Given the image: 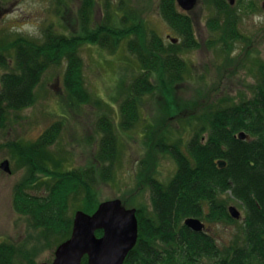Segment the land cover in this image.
Returning a JSON list of instances; mask_svg holds the SVG:
<instances>
[{
	"label": "trees",
	"instance_id": "16d2710c",
	"mask_svg": "<svg viewBox=\"0 0 264 264\" xmlns=\"http://www.w3.org/2000/svg\"><path fill=\"white\" fill-rule=\"evenodd\" d=\"M95 2L83 0L81 5L82 35L57 32L50 25L41 40L24 34L0 40V67L6 70L0 76V133L14 112L35 104L37 87L46 71L64 62L69 105L92 103L102 111L96 124L100 135L96 163L86 167H66L67 160L51 149L64 121L50 125L28 148L21 142L12 144L27 167L26 175L15 186L13 207L36 234L24 245L1 241L0 264H23V260L35 264L42 248L70 237L77 210L94 211L98 185L115 179L122 132L134 129L141 120L147 96L161 86L169 91L187 80L191 69L182 54L201 46L192 17L180 11L176 0H160L159 8L177 42L164 40L158 32L144 27L123 0L115 7L105 0V20L101 26H91ZM208 2L215 7L209 19L210 46H220L224 52L237 41L250 42L240 30V15L226 0ZM128 35L135 37L129 47L136 54L140 71L122 86L115 109L86 87L79 50L87 41L110 47L112 36L122 40ZM255 65L251 96L239 101L223 97L207 104L203 114L188 120L194 129L188 141H183L181 130L169 127L157 133L153 129L147 135L151 157H169L176 163V171L163 182L152 172L151 158L141 161L139 179L149 188L151 204L138 208L139 240L125 264H264V61L257 59ZM241 131L250 139L237 137ZM220 160L227 165L221 167ZM232 202L242 208L244 219L241 233L228 246L220 245L209 230L198 232L184 223L188 217L208 224L239 223L229 213ZM82 264H89L87 257Z\"/></svg>",
	"mask_w": 264,
	"mask_h": 264
},
{
	"label": "rangeland",
	"instance_id": "374dc122",
	"mask_svg": "<svg viewBox=\"0 0 264 264\" xmlns=\"http://www.w3.org/2000/svg\"><path fill=\"white\" fill-rule=\"evenodd\" d=\"M226 1L240 15V30L251 38L250 42L237 41L231 49L224 52L220 46H210L212 34L209 19L215 14V7L208 0H196L188 14L193 19L201 46L182 54L191 69L187 80L169 91L161 86L154 95L146 97L141 120L134 129L121 134V155L115 163V179L98 185V200L93 212L102 202L118 198L126 207L136 208L137 211L142 205L150 206L149 188H144L138 174L144 159L149 161L151 158L150 168L161 181L168 182L171 179L176 171V163L169 157L154 156L155 160L151 157L153 154L148 142L150 131L154 129L157 133L168 127L172 131L181 130L183 141L186 142L194 133L188 120L193 115L203 114L207 104L223 97L239 101L243 96H251L252 86L256 83L255 62L257 59L264 61V0ZM104 2L105 0H96L94 3L91 26H99L105 20ZM110 2L115 7L122 0ZM123 2L140 17L139 21L144 27L158 32L164 40H168L169 36H176L160 13V0ZM82 4L83 0H0V40H9L17 34L41 40L50 25L57 32L82 35ZM110 38L108 36L107 39ZM112 38L108 41L111 48L103 47L100 43L84 42L79 55L83 61L88 90L116 109L115 99L120 98L122 86L132 81L140 71V65L136 54L130 52L129 47L135 37L128 35L122 40H115L114 36ZM66 69V62L51 66L37 87L35 104L14 112L7 127L0 133V166L5 160H9L12 169V173H8L0 167V242L10 240L17 245H24L31 240L32 234H36L29 227L26 218L16 213L13 207L15 186L27 172L25 162L14 151L13 143L21 142L28 148L41 138L50 125L64 121L61 135L51 149L67 160L66 167H86L96 163L100 145L96 124L102 111L92 103L75 107L69 105L64 86ZM4 72L6 70L0 67V76ZM150 125L152 128L148 130ZM21 148L26 151L23 146ZM231 205L237 206L243 213L237 203L232 202L229 206ZM239 221L207 223V228L220 245L228 246L241 233L242 220ZM66 239L42 248L35 258V264H53L58 246ZM22 263L27 262L23 260Z\"/></svg>",
	"mask_w": 264,
	"mask_h": 264
},
{
	"label": "water",
	"instance_id": "95a60500",
	"mask_svg": "<svg viewBox=\"0 0 264 264\" xmlns=\"http://www.w3.org/2000/svg\"><path fill=\"white\" fill-rule=\"evenodd\" d=\"M178 1L185 10H191L196 4V0ZM238 137L250 139L245 131L240 132ZM218 164L221 167L227 165L224 160ZM1 168L12 172L9 160H5ZM229 212L235 219L242 218V212L235 205L229 207ZM185 224L198 232L206 228L198 217L187 218ZM98 230L103 231L102 235L97 234ZM138 240L137 209L126 207L119 198L108 200L102 202L93 213L82 209L76 211L71 236L58 246L53 264H82L86 256L89 264H125Z\"/></svg>",
	"mask_w": 264,
	"mask_h": 264
},
{
	"label": "flooded vegetation",
	"instance_id": "af4514ba",
	"mask_svg": "<svg viewBox=\"0 0 264 264\" xmlns=\"http://www.w3.org/2000/svg\"><path fill=\"white\" fill-rule=\"evenodd\" d=\"M206 233V232H205Z\"/></svg>",
	"mask_w": 264,
	"mask_h": 264
}]
</instances>
